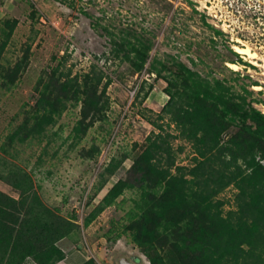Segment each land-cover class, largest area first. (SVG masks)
I'll list each match as a JSON object with an SVG mask.
<instances>
[{
	"label": "trees",
	"instance_id": "1",
	"mask_svg": "<svg viewBox=\"0 0 264 264\" xmlns=\"http://www.w3.org/2000/svg\"><path fill=\"white\" fill-rule=\"evenodd\" d=\"M16 23L5 20L6 29L0 34V88L4 90L15 85L29 63L28 45L12 65L2 64ZM203 23L214 35H223L205 20ZM129 31L113 42L112 57L140 71L151 43L143 34ZM227 49L232 55L228 62L248 65ZM60 66L59 61L40 75L34 104L23 111L21 122L0 145V183L14 193L0 189V264H23L26 259L55 264L66 256L59 242L79 230L75 216H63L57 208L47 206L32 175L10 161L14 157L10 150L16 144L41 141L69 106L79 107L72 128L76 143L71 147L105 118L110 79L103 82L105 76L94 67L77 79ZM148 73L168 87L169 97L157 117H167V125H173L177 134L163 135V125L152 121L159 132L145 139V148L88 211L83 226H89L125 190L134 189L138 198L125 215L123 231L149 264H264V112L253 105V101L263 105L264 101L250 98L252 92L244 83L238 90L236 83L201 76L179 61L152 62ZM152 89L149 84L143 94H136V100L141 94L140 101H145ZM168 137L191 145L190 166L176 163ZM98 152V148H82L79 155L93 158ZM125 159L126 155L106 165L95 186L96 194ZM42 160L40 156L38 161ZM229 186L236 190L234 209L223 214L217 196ZM82 264L99 263L90 257Z\"/></svg>",
	"mask_w": 264,
	"mask_h": 264
},
{
	"label": "rangeland",
	"instance_id": "2",
	"mask_svg": "<svg viewBox=\"0 0 264 264\" xmlns=\"http://www.w3.org/2000/svg\"><path fill=\"white\" fill-rule=\"evenodd\" d=\"M8 19L17 23L2 64L12 65L28 45L30 56L26 71L15 85L7 90L0 88V145L21 122L23 111L34 104V87L40 75L59 61L60 70L77 79L92 67L102 72L103 82L110 79L106 88L108 106L102 121L71 147L73 141L76 143L72 128L79 117V107L69 106L41 141L16 144L10 150L14 156L10 161L32 175L47 206L57 208L63 216H75L79 230L64 239L66 254L84 250L95 256L99 264H116L121 253L136 254L141 258L136 264H149L123 231L125 215L138 198L137 190H125L89 226H83L88 211L125 175L131 160L145 148V139L152 132H159L152 121L163 125V135L177 134L173 125H167V117H157L169 97L168 87L148 73L149 65L179 61L201 76L236 83L238 90L244 83L252 92L250 98L264 101V0H0V34ZM203 20L223 35H214ZM129 30L143 34L151 43L147 62L140 71L112 57L113 42L128 35ZM234 44H247L256 51L257 64L241 57L233 49ZM227 47L248 65L238 64L239 69L232 70L227 65L232 57ZM250 81L256 85H249ZM149 84L153 89L145 101H140ZM257 85L259 90L254 88ZM138 92L141 94L136 100ZM253 105L264 112L262 103L253 101ZM168 140L176 163L190 166L191 145L172 137ZM91 147L99 150L93 158L79 155L82 148ZM125 155L122 166L107 177V183L96 194L95 186L106 165ZM40 156L42 162L38 161ZM0 189L14 194L1 183ZM235 194V188L229 186L217 196L223 203V214L234 209ZM135 212L139 215L141 210ZM115 227L116 232L108 233ZM76 243L78 251L72 250Z\"/></svg>",
	"mask_w": 264,
	"mask_h": 264
},
{
	"label": "crops",
	"instance_id": "3",
	"mask_svg": "<svg viewBox=\"0 0 264 264\" xmlns=\"http://www.w3.org/2000/svg\"><path fill=\"white\" fill-rule=\"evenodd\" d=\"M74 241L71 242V244ZM64 239L59 242V245L63 248ZM78 243V242H77ZM77 243L72 246V250H77L79 244ZM69 245V244H68ZM78 251V250H77ZM123 254V253H121ZM90 257L94 258L95 260L99 261L95 256L89 255L86 251H78L75 254H72V251L69 254H66L65 258L55 264H82L84 261L88 260ZM102 261V260H101ZM23 264H35L31 259H26Z\"/></svg>",
	"mask_w": 264,
	"mask_h": 264
},
{
	"label": "bare ground",
	"instance_id": "4",
	"mask_svg": "<svg viewBox=\"0 0 264 264\" xmlns=\"http://www.w3.org/2000/svg\"><path fill=\"white\" fill-rule=\"evenodd\" d=\"M232 47L239 55H241V57L250 61L253 64H257L256 59L258 58V54L249 45H247V44H243V45L234 44ZM227 65L232 70H238L239 69V65L237 63L227 62ZM254 88L258 89V90L260 89V87L258 85L254 86Z\"/></svg>",
	"mask_w": 264,
	"mask_h": 264
},
{
	"label": "water",
	"instance_id": "5",
	"mask_svg": "<svg viewBox=\"0 0 264 264\" xmlns=\"http://www.w3.org/2000/svg\"><path fill=\"white\" fill-rule=\"evenodd\" d=\"M137 261H141L139 255H130L123 253L116 258V264H136Z\"/></svg>",
	"mask_w": 264,
	"mask_h": 264
}]
</instances>
